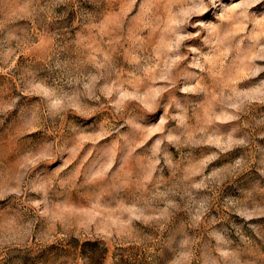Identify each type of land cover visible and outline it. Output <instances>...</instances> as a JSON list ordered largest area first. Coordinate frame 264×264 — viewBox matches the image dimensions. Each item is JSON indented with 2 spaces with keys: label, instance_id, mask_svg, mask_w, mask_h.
<instances>
[{
  "label": "rangeland",
  "instance_id": "1",
  "mask_svg": "<svg viewBox=\"0 0 264 264\" xmlns=\"http://www.w3.org/2000/svg\"><path fill=\"white\" fill-rule=\"evenodd\" d=\"M0 264H264V0H0Z\"/></svg>",
  "mask_w": 264,
  "mask_h": 264
}]
</instances>
